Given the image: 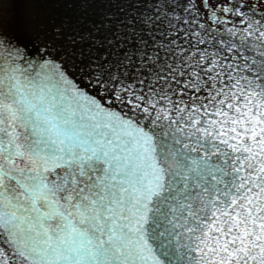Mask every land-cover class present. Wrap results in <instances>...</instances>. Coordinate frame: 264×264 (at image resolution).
Masks as SVG:
<instances>
[{"label":"snow or ice","instance_id":"snow-or-ice-1","mask_svg":"<svg viewBox=\"0 0 264 264\" xmlns=\"http://www.w3.org/2000/svg\"><path fill=\"white\" fill-rule=\"evenodd\" d=\"M0 264H264V0H0Z\"/></svg>","mask_w":264,"mask_h":264},{"label":"water","instance_id":"water-1","mask_svg":"<svg viewBox=\"0 0 264 264\" xmlns=\"http://www.w3.org/2000/svg\"><path fill=\"white\" fill-rule=\"evenodd\" d=\"M40 18L44 16H62L68 12L67 8L62 6H44L37 9ZM25 8L22 3H17L15 9V19L10 23L9 28L12 32L19 35L20 38L31 41L32 43H38L43 39V35L39 30L30 29L26 25Z\"/></svg>","mask_w":264,"mask_h":264}]
</instances>
